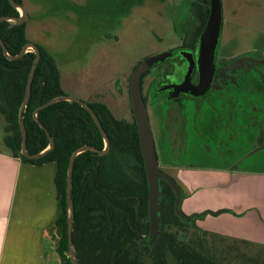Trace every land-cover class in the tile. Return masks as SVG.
I'll return each mask as SVG.
<instances>
[{"label":"trees","instance_id":"16d2710c","mask_svg":"<svg viewBox=\"0 0 264 264\" xmlns=\"http://www.w3.org/2000/svg\"><path fill=\"white\" fill-rule=\"evenodd\" d=\"M14 1L23 5L22 0ZM208 4L206 0L202 28L208 17ZM18 15L8 0H0V18ZM9 25L7 21L0 22V38L8 54L15 56L28 42L26 22L19 26ZM37 47L41 60L35 69L30 99L23 113L26 151L31 155L40 153L48 146L47 136L34 120L33 111L51 99L65 95L54 59L44 49ZM33 59L34 54L30 51L18 60H7L0 47V114L6 122L3 142L12 156L24 164L42 166L55 163L57 206L52 228L57 237L56 252L61 263L71 264L67 256L66 212L69 159L74 151L83 146L102 149L103 140L90 115L82 107L75 103L58 102L37 113L39 122L54 140V149L36 160L21 155L18 110ZM88 105L109 139L110 150L102 157L90 151L83 152L73 164L72 241L78 264H229L207 249L208 238L223 239L221 235L197 230L175 215V194L167 184H163L159 199L160 231L157 241L152 247L140 246L148 235L149 224L147 182L134 119L132 117L129 122L117 120L102 103ZM223 212L229 211L220 209L208 213L217 216ZM179 228L187 231L179 236ZM255 256L253 264H263L259 263L261 255Z\"/></svg>","mask_w":264,"mask_h":264},{"label":"rangeland","instance_id":"374dc122","mask_svg":"<svg viewBox=\"0 0 264 264\" xmlns=\"http://www.w3.org/2000/svg\"><path fill=\"white\" fill-rule=\"evenodd\" d=\"M191 1L22 0L28 18L30 17L28 19L30 21L26 22L27 39L44 49L54 59L64 94L85 103H104L117 120L128 122L131 121L128 84L134 66L141 59L161 52L168 46L170 26L175 21L183 20ZM227 1L230 4V0ZM256 1L261 5L260 16L264 18V3L262 0ZM224 2L225 0H220L222 27L226 36V38L223 36L225 40L222 44H231L235 38L234 44L250 47L253 32L257 29L255 15L251 9L244 6L242 0H235L234 3L240 5V7L236 5V8L226 4L224 6ZM260 25L263 29V19ZM250 148V144L245 145V151H249ZM263 156L264 150L257 151L251 156V160L257 162L249 171L264 174V166L258 161ZM169 175L181 184L185 200L191 198L196 191L202 190V185H209L217 190L209 196L208 200L212 205L228 201L230 204L247 202L253 206L254 202L257 203L258 200L263 202L264 199L262 181L246 183L237 179L230 181L227 174L215 172ZM245 188L250 194L242 192ZM253 190L259 191L261 195L255 196L257 192L252 194ZM53 205V215H49L47 211L42 229L47 248L54 251L58 258L57 264H62L56 252L57 237L52 228L53 220L56 218L55 200ZM220 209L206 206L198 211L184 212L190 215L194 212L197 214L204 211L216 212ZM216 217L205 216L203 221L196 222L198 230L216 232L223 237L208 238L206 245L210 253L229 264H248L249 261H251L249 264H253L255 255L260 254L259 263L264 264V244L222 233L221 221L216 220ZM227 228L230 227L227 225ZM234 229L240 233L246 232L244 236L248 238L264 233L263 228L250 222L237 224ZM183 231L187 230L179 228L178 235L181 236ZM195 233L199 234L196 230ZM240 240L247 241L248 244Z\"/></svg>","mask_w":264,"mask_h":264},{"label":"flooded vegetation","instance_id":"af4514ba","mask_svg":"<svg viewBox=\"0 0 264 264\" xmlns=\"http://www.w3.org/2000/svg\"><path fill=\"white\" fill-rule=\"evenodd\" d=\"M206 7V0H192L183 20L170 26L168 46L141 59L133 68L150 58L163 57L142 72L139 82L157 164L167 175L255 174L258 172L249 171L257 162L251 156L264 150V28L260 25L264 18L254 17L257 29L250 47L234 44L235 38L231 44L223 45V36H226L221 21L212 78L204 93L194 95L182 87L189 84L193 88L199 84L197 58ZM246 144L251 145L249 151H245ZM103 149L104 144L98 150ZM258 161L264 166V156ZM175 180L183 194L181 184ZM159 183L161 189L167 184L163 180ZM184 200L183 197L182 204ZM182 204L180 210L187 219L178 218L195 229L196 222L212 216L209 211L188 215ZM226 210L229 212L219 215L236 216L230 209Z\"/></svg>","mask_w":264,"mask_h":264},{"label":"crops","instance_id":"0c3cea01","mask_svg":"<svg viewBox=\"0 0 264 264\" xmlns=\"http://www.w3.org/2000/svg\"><path fill=\"white\" fill-rule=\"evenodd\" d=\"M242 1H244V6L252 10L253 15L260 16L262 14L260 12L261 5L256 0ZM262 1L264 3V0ZM234 2L235 0H230L229 4L225 0L224 6L226 4L235 8L240 7L238 3ZM5 126V119L0 114V264H57L58 258L51 248H47L42 229L45 214L48 211L49 215H53L54 211L56 165L50 162L42 166H34L24 164L14 158L3 142ZM227 178L230 181L237 179L243 183L264 182V174L261 172L229 175ZM202 186V190L196 191L191 198L183 201L182 208L186 213L191 210L198 211L206 206L230 209L238 216L222 214L215 218L221 221L222 233L264 244V233L254 238H248L244 236L246 232L240 233L239 230L234 229L237 224H248L249 222L264 229V199L263 202L260 200L256 201L257 203L254 202L253 206L247 202L230 204L228 201H220L212 205L208 199L213 194L214 187ZM245 190L247 189H243L242 192L246 195L250 194ZM255 191L253 190L252 194ZM256 192L255 196L259 197V191ZM227 225L230 228H227Z\"/></svg>","mask_w":264,"mask_h":264},{"label":"water","instance_id":"95a60500","mask_svg":"<svg viewBox=\"0 0 264 264\" xmlns=\"http://www.w3.org/2000/svg\"><path fill=\"white\" fill-rule=\"evenodd\" d=\"M8 2L12 8L17 10L19 15L18 17H1L0 22L7 21L10 23L9 25L10 27L24 24L28 20V13L24 5L18 4L14 0H8ZM221 21H222V11H221L220 0H209V13L203 31L200 35V41H199V50H198V58H197L199 84L193 88L188 87L189 84L188 85L184 84L182 90H188V92L194 95H199L206 91L214 71L213 57H214L215 48L218 43ZM0 47L2 49L4 57L10 61L18 60L22 58L27 52L30 51L33 52L34 54V59L26 83L24 98L18 110V123L21 133V148H20L21 155H23L27 159L36 160L42 158L45 154H47L48 152L54 149V140L49 135L48 131L39 122L37 118V113L38 111L58 102L75 103L80 107H82L90 115L91 119L93 120L95 126L97 127L102 137L104 144L103 150H98L91 146H83L77 149L72 153L69 159V164L67 169V176H66V209H67L66 212H67V246H68L67 256L71 264H78L75 254V248L72 241L73 220H74V208H73V199H72L73 164L76 157L79 154L86 151H91L98 156L105 155L110 148L109 139L104 129L102 128L98 120V117L87 103L73 96L62 95L51 99L50 101L37 107L33 111L34 120L39 125V127L44 130L47 136L48 146L40 153L33 155L27 153L26 151L27 134L23 120V113L30 99L31 83L34 77L35 69L41 60L40 50L38 49L36 44L28 41L17 55L10 56L1 38H0ZM162 58L163 57L150 58L146 60L144 63L137 66L133 70L129 81L130 105L134 117V122L136 125V130L138 133L139 147L143 160V166H144L145 177L147 182V216H148L149 232L145 241L140 242L141 247L145 245H147L148 247H152L156 243L157 238L159 236V231H160L159 198L161 196V188L159 183L160 180L165 181L175 194V201L173 204L175 215L182 220L187 219L186 216L180 210L183 200V194L180 187L177 185V183L173 180L172 177L163 173L158 167L152 133L147 118V112L145 110L140 92L139 82L142 72L148 66L160 61Z\"/></svg>","mask_w":264,"mask_h":264}]
</instances>
